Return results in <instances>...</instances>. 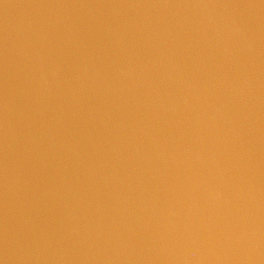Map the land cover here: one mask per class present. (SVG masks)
Returning a JSON list of instances; mask_svg holds the SVG:
<instances>
[{
	"label": "water",
	"instance_id": "1",
	"mask_svg": "<svg viewBox=\"0 0 264 264\" xmlns=\"http://www.w3.org/2000/svg\"><path fill=\"white\" fill-rule=\"evenodd\" d=\"M0 264H264V0H0Z\"/></svg>",
	"mask_w": 264,
	"mask_h": 264
}]
</instances>
